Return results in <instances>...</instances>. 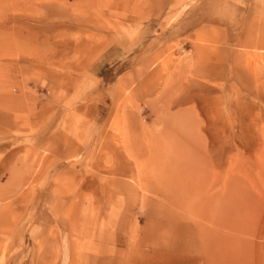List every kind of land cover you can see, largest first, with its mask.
Masks as SVG:
<instances>
[{"label": "rangeland", "instance_id": "1", "mask_svg": "<svg viewBox=\"0 0 264 264\" xmlns=\"http://www.w3.org/2000/svg\"><path fill=\"white\" fill-rule=\"evenodd\" d=\"M259 138L264 0H0V264H193Z\"/></svg>", "mask_w": 264, "mask_h": 264}, {"label": "bare ground", "instance_id": "2", "mask_svg": "<svg viewBox=\"0 0 264 264\" xmlns=\"http://www.w3.org/2000/svg\"><path fill=\"white\" fill-rule=\"evenodd\" d=\"M260 17L258 16V18ZM255 135L257 136V134ZM260 135L261 133L259 136ZM222 145L225 146L223 141L221 142V147ZM246 149L250 156L244 157L241 155V160H237L234 157L228 160L222 149L220 152V159L216 161L219 169L220 192L218 191V194L213 197H218L221 202L220 223L218 221L216 225L222 229V233L218 234V231H214L215 236L211 237L206 236L207 231L204 225L200 226V229H195L191 226L184 229L183 226L177 224V227H179L177 230H180V232H176L178 234L174 237V240L166 244L167 247L173 248L178 247L181 243L190 244L189 246L194 245L196 249H198L200 256L193 260V264H215L217 258L227 263L229 261L233 262L234 264H236V262H238V264H264V253L260 251L258 244L254 246V244L251 245L248 241L240 243L239 239H237L236 234L241 232L244 233L247 228L238 225L236 221L234 222V220H232L235 217H242L246 222L252 225V223L258 219L260 212L263 211L264 214V141L259 138L252 147L246 146ZM140 152L142 151L140 150ZM140 156H143V153L142 155L140 153ZM196 158H198V156ZM195 160L199 161L197 159ZM186 164L187 163H185V165ZM194 165L195 164L192 163L188 168H196V165ZM254 174L259 178V181L255 179ZM173 198L178 199L176 196H173ZM256 237L264 239V229L258 232ZM237 240L240 244L237 243ZM243 245L244 247L248 246L246 251L243 250ZM209 246H211V248H209ZM172 254L173 256L164 257L162 252L155 251L152 254V258L154 257L156 264H172V262L178 261L176 260L174 252ZM165 258L169 260H165ZM216 264H218V262H216Z\"/></svg>", "mask_w": 264, "mask_h": 264}]
</instances>
